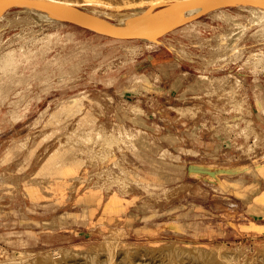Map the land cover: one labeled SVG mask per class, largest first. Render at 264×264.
<instances>
[{
    "label": "rangeland",
    "instance_id": "rangeland-1",
    "mask_svg": "<svg viewBox=\"0 0 264 264\" xmlns=\"http://www.w3.org/2000/svg\"><path fill=\"white\" fill-rule=\"evenodd\" d=\"M101 4L112 23L151 9ZM251 12L223 5L154 42L0 11V264L193 246L264 264V132L250 116L264 104V21ZM201 144L222 148L201 158Z\"/></svg>",
    "mask_w": 264,
    "mask_h": 264
},
{
    "label": "bare ground",
    "instance_id": "bare-ground-1",
    "mask_svg": "<svg viewBox=\"0 0 264 264\" xmlns=\"http://www.w3.org/2000/svg\"><path fill=\"white\" fill-rule=\"evenodd\" d=\"M36 1H42V2L47 3L48 5L38 7V6H34L31 4H27V3H19V2L9 1V2L2 3L0 5V11L3 10L4 8L9 7V6H13V7L19 6L23 9V12L25 15L20 16L17 19L19 21L20 20L23 21L27 18L31 22H33L32 20L38 21L39 19H41L42 21L47 20V22H49V21L53 22V21H58V20L60 21L63 18L76 19L78 21H83V19H87L88 17H90L91 21H92V24L90 26L99 30V32L100 31L104 32V29L102 28V27H104V28H107V29L115 31V32L137 34V35H139L140 38H143V39L149 40V41H154V42L158 40V37L163 32H165L166 30L176 26L177 24L182 25L183 22L185 23L186 21H190L194 18H197L198 16H200L204 13L214 11L223 5L241 6V7L248 6L250 11H252V12L255 11V12L261 13V15H258V16H260L259 19L262 17L261 20L264 21V0H199V1L194 2V3L187 5V6H180L179 3L184 2V1H189V0H144L145 2H147L150 5V7L164 3L167 5V9L162 10V11H160V10L155 11L154 9L156 7H154V8L151 7V9L149 8V10H146V11L145 10H141V11L139 10V11H135V12H131V13L122 14L120 19H118L116 23H112V22L104 19L101 15H104L105 13L103 11L99 10L100 8L97 7V4L99 5L102 3L105 6H111L108 4L127 5V3L130 4V2H134L135 0H86V2L90 1L89 3L95 4V6L92 7L91 13L85 12L84 14L80 13L79 11H76L74 9V7H72L73 3L75 4L77 2V4H78L79 0H36ZM83 1H85V0H83ZM249 5H253V6H249ZM255 20L252 21V19H251V23L252 22L258 23V22H256L258 19L256 21ZM45 21H43V22L45 23ZM31 22H30V24H31ZM235 23H236V25L239 24L238 26L240 27V22L238 20H236ZM11 25H12V23H11ZM90 26H89V28H90ZM13 28H15V27H13ZM243 29H245V26ZM258 30L264 31V26L259 28ZM97 129H99V128H97ZM73 130H74V128H73ZM80 132H82V131H80ZM98 133H99V131H98ZM79 134L77 136H79ZM95 135H96L95 138L98 139L97 134H95ZM82 136L84 137L83 134H80L79 137H82ZM84 138H87L86 135ZM99 138H100V135H99ZM93 143H96V142H93ZM110 143H111V141H110ZM104 144H105V142H104ZM114 246H115V244L112 247H114ZM120 246H122V245H120ZM118 249H119V247H118ZM159 250H161V249H159ZM183 250L184 251L181 252L182 254H180V252H178V251H175V252H178L177 255H179V254L180 255H179V257H177L176 254H175V256L173 254V256H174L173 258L172 257L166 258V256L164 254L159 253V252H158V254L155 253L156 255L154 254L155 256H153L151 254L152 251L150 252V254L147 253L148 255H150L149 258H148V255H147V257L145 255H144V257L141 256L142 254H144V253L141 254V252H140L141 255L138 254L139 257H137L136 252L133 251V249H132L133 253L135 252L134 256H129V255H132V253H131L129 255L127 254L128 256L121 255L119 257H116L117 253L113 250V252H115V257H114V255H111L113 253L112 252V253L108 254L109 256L106 255L107 257L105 256V259L103 257L104 260L102 259L100 261H93L96 254L94 256H91V259L93 257L92 260L90 258H87V259H89V260H87L85 258V256H83V255L81 256L80 254H78L77 257L80 256V258H83V257L84 258L80 259L78 257L79 260H78V258H76L77 261L76 262L74 261L71 264H176V263L177 264H230L234 259L232 256L224 257L225 255L223 257L222 256L221 257H219V256L215 257L214 255H211L208 251H206L205 248H203L201 246L188 247L187 249H183ZM65 251H60V248L54 249L50 254H52V253L54 255L58 254L59 256L57 255L58 256L57 259L60 261L57 262L56 261L57 259L54 258V261H52L50 264H64V263L70 264V262L67 263V259L65 257H67V256L69 257L71 255H68V251L67 252H65ZM129 251H131V249H129ZM118 252H120V251H118ZM90 253H91V255H93L92 252H90ZM120 253L122 254V252H120ZM126 253H128V252H126ZM168 253L166 252V254H168ZM240 253L241 252H239L238 254L240 255ZM71 254H73V252ZM76 254L77 253L75 252L74 256H76ZM123 254H125V252H123ZM159 254L162 256H160ZM168 255L170 256V254H168ZM181 255H183V256H181ZM220 255H223V254L220 253ZM239 255H237V256L234 255L235 261H236V257H238ZM261 256H263V255H261ZM61 257L66 259V261L64 263L61 262L62 261ZM88 257H90V256H88ZM230 257L233 259H231ZM24 258H26V257H24ZM145 258H147V260ZM261 258L262 257H260L259 260ZM47 259H49V257ZM52 259H53V257H52ZM68 259H70V258H68ZM96 259H100V258L98 257ZM143 259H145V260H143ZM32 260H34V259H31V261ZM245 260H246V258H245ZM245 260H243V261H245ZM259 260H258V262H259ZM22 261H24V260L22 259L19 261V259H18L17 264L22 262ZM29 261H26V264ZM68 261H71V260H68ZM235 261L233 262V264H247L248 263V261H245L246 263L245 262L244 263L239 262V258L237 259V262H235ZM250 261H249V263H250ZM262 261H264V260H262ZM258 262H256V264ZM12 263L15 264L16 259H15V263L13 261L11 262V264ZM32 263H33V261H32ZM251 264H252V262H251Z\"/></svg>",
    "mask_w": 264,
    "mask_h": 264
},
{
    "label": "crops",
    "instance_id": "crops-1",
    "mask_svg": "<svg viewBox=\"0 0 264 264\" xmlns=\"http://www.w3.org/2000/svg\"><path fill=\"white\" fill-rule=\"evenodd\" d=\"M169 96H171L170 94H168ZM254 99V98H253ZM256 100V98H255ZM262 100H264V96L262 98ZM155 112H153V117L155 116L154 114ZM145 115L143 114L142 117H144ZM251 119L252 121L255 123L256 127L261 130L262 132H264V104H262L260 102V100H257L253 106H252V109H251ZM155 117H158L159 116H155ZM144 120V119H143ZM154 124H152L153 126ZM143 132H147L148 133V130L147 129H144L142 128ZM156 138V137H155ZM211 144V143H210ZM208 144V145H210ZM162 145H164V143H162ZM192 144L186 141H183L181 142V146L182 148H185V149H192ZM206 145V146H205ZM207 144H201L199 146H196L197 149L201 150V152L199 151L198 154L200 155L201 158L203 157H217L218 156V151H216V149H218L219 147L222 148L221 144H217V146H208ZM208 150V151H205V150ZM215 149V150H214ZM214 150V151H213ZM198 154L196 157H198ZM178 156H181L180 154ZM190 157H193V156H190ZM188 157V161H189V169H187V171L185 170L184 171V175H187V173H190L192 171V168H193V164H192V158ZM195 157V156H194ZM187 157H185L186 159ZM188 163V162H187ZM187 163L185 165H187Z\"/></svg>",
    "mask_w": 264,
    "mask_h": 264
},
{
    "label": "water",
    "instance_id": "water-1",
    "mask_svg": "<svg viewBox=\"0 0 264 264\" xmlns=\"http://www.w3.org/2000/svg\"><path fill=\"white\" fill-rule=\"evenodd\" d=\"M19 2V3H27V4H31V5H34V6H47L48 4L45 3V2H42V1H36V0H0V5L2 3H5V2ZM199 0H189V1H184V2H181L179 3L180 6H187V5H190L194 2H197ZM161 5H164V3H161V4H158V5H155V6H151V7H158V6H161ZM64 20H67V21H70V22H73V23H76V24H80V25H84V26H90L92 24V21H91V18L88 17L87 19H83V21H78L76 19H66V18H63ZM87 21V22H86ZM90 21V22H89ZM104 33L110 35V36H113V37H117V38H131V37H139V35L137 34H130V33H120V32H115V31H112V30H109L107 28H104Z\"/></svg>",
    "mask_w": 264,
    "mask_h": 264
}]
</instances>
